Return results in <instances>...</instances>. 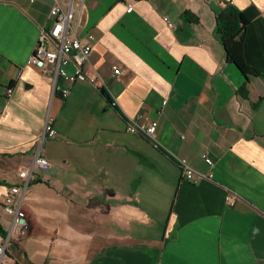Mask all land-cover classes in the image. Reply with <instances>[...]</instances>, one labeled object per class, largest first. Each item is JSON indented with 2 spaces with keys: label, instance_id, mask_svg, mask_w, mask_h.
Listing matches in <instances>:
<instances>
[{
  "label": "crops",
  "instance_id": "1",
  "mask_svg": "<svg viewBox=\"0 0 264 264\" xmlns=\"http://www.w3.org/2000/svg\"><path fill=\"white\" fill-rule=\"evenodd\" d=\"M68 1L0 0L3 231L20 172L38 152L51 163L24 198L29 231L8 264H264V81H247L216 38L231 3L249 21L246 63L264 70V0H131V13L122 0L75 3L76 36L94 38L86 71L107 87L77 82L63 100L28 61ZM138 116L158 122L157 146L126 132ZM48 117L58 134L41 144Z\"/></svg>",
  "mask_w": 264,
  "mask_h": 264
},
{
  "label": "built area",
  "instance_id": "2",
  "mask_svg": "<svg viewBox=\"0 0 264 264\" xmlns=\"http://www.w3.org/2000/svg\"><path fill=\"white\" fill-rule=\"evenodd\" d=\"M131 0H122L127 5V12L133 11ZM75 3L81 7L84 0H69L67 4L56 2L52 7L50 16L53 19V25L50 30L43 31L34 51L28 61V64L41 70L45 75L54 78V91H58L63 100L69 98L72 87L77 82H88L96 89L102 91L107 87L98 72L86 71V66L90 62V56L93 52L92 36L89 42H83L76 36V20L80 9L75 8ZM80 13V12H79ZM170 26H172L170 24ZM74 34L73 36H71ZM116 76L121 75V62L113 67ZM58 78L60 83H58ZM13 89L7 90L10 97ZM167 102L164 103L166 105ZM112 105H116L115 102ZM157 128L158 122H146L144 116L131 118L127 121L126 132L133 135H142L151 140L157 146ZM58 132L54 127V119L48 117L45 122L44 133L41 144L45 140L56 138ZM209 166H213L210 159H206ZM179 165L183 181H192L196 177V172L186 160H180ZM51 167L48 159L36 155L32 167L20 172L21 183L11 187L7 195L2 200V209L5 215L10 217V225L5 236L0 238V264H8L7 254L14 240H20L26 236L29 231V220L24 210V198L29 190L37 170H47ZM233 198L228 197V203L232 204Z\"/></svg>",
  "mask_w": 264,
  "mask_h": 264
},
{
  "label": "trees",
  "instance_id": "3",
  "mask_svg": "<svg viewBox=\"0 0 264 264\" xmlns=\"http://www.w3.org/2000/svg\"><path fill=\"white\" fill-rule=\"evenodd\" d=\"M185 17L195 20L188 13ZM248 24L249 21L244 12L230 3L216 17V38L224 46L227 61L234 64L247 78V81L250 77L264 81V70L249 66L245 60V35ZM243 90L246 91V84ZM102 92L105 93V90ZM0 231L3 236L6 235L1 225Z\"/></svg>",
  "mask_w": 264,
  "mask_h": 264
},
{
  "label": "rangeland",
  "instance_id": "4",
  "mask_svg": "<svg viewBox=\"0 0 264 264\" xmlns=\"http://www.w3.org/2000/svg\"><path fill=\"white\" fill-rule=\"evenodd\" d=\"M30 191V190H29Z\"/></svg>",
  "mask_w": 264,
  "mask_h": 264
}]
</instances>
